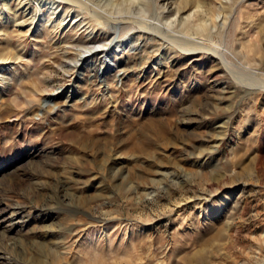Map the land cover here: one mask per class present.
Masks as SVG:
<instances>
[{
	"label": "rangeland",
	"instance_id": "rangeland-1",
	"mask_svg": "<svg viewBox=\"0 0 264 264\" xmlns=\"http://www.w3.org/2000/svg\"><path fill=\"white\" fill-rule=\"evenodd\" d=\"M72 1L0 0V264H264V91L217 93L205 58L129 20L149 6ZM204 6L230 18L198 37L264 78V0Z\"/></svg>",
	"mask_w": 264,
	"mask_h": 264
},
{
	"label": "bare ground",
	"instance_id": "bare-ground-1",
	"mask_svg": "<svg viewBox=\"0 0 264 264\" xmlns=\"http://www.w3.org/2000/svg\"><path fill=\"white\" fill-rule=\"evenodd\" d=\"M121 1L124 4V6H126L125 9H123V11H129L132 8L135 9L136 7L134 5L136 6L138 5L137 6L138 11H139V8L140 10L144 8V10L142 11H145L147 10V6L150 7L148 8L151 11V12L149 11L150 14H148L149 19L141 18L142 21L141 19L137 20L138 18L129 19L132 22H134L135 25H138V27L142 29L143 34L148 36L147 38L162 39L166 47L174 48V50H177L178 52L182 53V55L185 57L186 60L195 62L197 61V59H201L200 57L205 58L206 61L204 62L209 64L208 72H209L210 77H212L210 87L216 90L217 93L222 94L225 88L227 87V84H231V83H234L236 85L237 90L239 91H246L247 89L249 90L254 85L256 86L258 90L264 91V78H262V73L257 74L259 75V78L257 81L252 80L249 74L247 75L246 73L245 74L243 73L245 71L244 70L245 68L241 64V60L244 58V55H240V57L238 58V56L236 57V55L233 54L230 50H227L225 46L222 44V42L218 44H214L213 41L211 42L210 40L209 41L207 40L208 41L207 42L198 37V35H200L204 31H207L206 28H209L210 30L211 29L215 30L216 27H219L221 28V31L223 32V29L228 24L230 14L225 13V11L223 12L222 11L223 9L221 10L220 6L214 9L212 7H206L207 5L204 6L205 0H179L178 2L172 1V4H174L173 7H171V4H168V2H165L166 0H159V4L157 2L158 0H121ZM219 4H220V1H219ZM140 12H137V14L141 15ZM170 15L171 16L173 15V17H171ZM169 16L171 17V19L165 20L166 17H169ZM107 18H108V15H107ZM73 20H75V18ZM111 21L112 20H110V22ZM113 21H114V18H113ZM163 24H165V26ZM156 28H164V29L163 31L158 29V32H157ZM166 30L168 31V33H171V35L161 33V32H165ZM187 32L191 33L192 36H190V38L183 37L186 35ZM140 33L141 32L135 31L131 33V35L127 39L123 41H116L114 45L112 46V49H109L103 53V55L101 56V61H100V64H101L100 70L103 71L102 74L105 75L106 81L107 79H109L110 81L114 82L115 77H118L119 79L123 78L122 72H119L116 69V67L113 68L114 62L113 64L111 63L112 62L111 57L112 58L116 57L118 55V52H124L125 50L128 51V50L133 49V45H135V43L139 41ZM115 48H120V49L117 52ZM4 55H6L4 52V49L0 50V58L4 57ZM97 55H98L97 49H95L93 46L88 47L87 50L82 51L81 53L76 55L75 60H72L73 69H79L82 66L94 65L95 61L97 60L95 58L97 57ZM169 56H170L169 53L167 54V51H164L160 55V57L156 59L154 65L156 67L162 63H165L167 65L168 63H170V60H171L170 59L171 56L170 57ZM243 60H245V58ZM243 62H245V65L249 66L248 65L249 63L247 61H243ZM196 63L200 64L199 61H197ZM240 67L243 68L244 70L243 72H241L242 70L239 71ZM111 70H113L114 72L111 75V78H108L107 74L110 73ZM218 74L227 75V77H225L226 80L220 78ZM132 147H135V146L132 145ZM217 178L218 177H214V179H217ZM14 212L13 214H15Z\"/></svg>",
	"mask_w": 264,
	"mask_h": 264
}]
</instances>
